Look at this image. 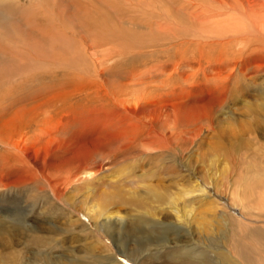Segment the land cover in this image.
I'll return each mask as SVG.
<instances>
[{
	"label": "rangeland",
	"instance_id": "374dc122",
	"mask_svg": "<svg viewBox=\"0 0 264 264\" xmlns=\"http://www.w3.org/2000/svg\"><path fill=\"white\" fill-rule=\"evenodd\" d=\"M249 3L0 0V219L15 259L264 264V0ZM151 217L169 239L138 253L131 226Z\"/></svg>",
	"mask_w": 264,
	"mask_h": 264
},
{
	"label": "bare ground",
	"instance_id": "6f19581e",
	"mask_svg": "<svg viewBox=\"0 0 264 264\" xmlns=\"http://www.w3.org/2000/svg\"><path fill=\"white\" fill-rule=\"evenodd\" d=\"M244 1V0H243ZM248 2V1H247ZM254 2V1H253ZM250 3H251V0H250ZM250 3H249V5H250ZM245 5V4H244ZM251 6V5H250ZM250 6H248V7H250ZM246 9V8H245ZM104 11V10H103ZM99 14H101V13H99ZM252 14V13H251ZM102 15V14H101ZM254 15V14H253ZM122 16V15H121ZM102 17H104V16H102ZM198 18V17H197ZM95 19V18H94ZM106 21V20H105ZM103 22V21H102ZM107 22V21H106ZM95 23L96 24H101V22H100V20H96L95 21ZM166 23V22H165ZM154 25V24H153ZM158 25V24H157ZM164 25V24H163ZM154 27V26H153ZM155 28V27H154ZM124 31V30H123ZM122 31V32H123ZM169 31V30H168ZM173 31V30H172ZM174 32V31H173ZM153 35V34H152ZM157 35V34H156ZM155 35V36H156ZM107 36V35H106ZM128 37V36H127ZM144 45V44H143ZM77 65V64H76ZM73 66V65H72ZM98 68V67H97ZM98 70V69H97ZM1 74V73H0ZM99 74V73H98ZM115 74V73H114ZM59 76V75H58ZM132 79V78H131ZM25 82V81H24ZM30 83V82H29ZM26 84H28V83H26ZM149 84V83H148ZM29 85V84H28ZM105 95V94H104ZM112 95V94H111ZM67 96V95H66ZM220 97V96H219ZM168 99V98H167ZM124 100V99H123ZM98 101V100H97ZM121 101V100H120ZM119 101V102H120ZM126 101V100H125ZM20 102V101H19ZM166 102V101H165ZM169 102V101H168ZM113 103V102H112ZM163 103V102H162ZM100 104V103H99ZM166 104H168V103H166ZM17 105V104H16ZM18 105H20V104H18ZM166 106V105H165ZM155 107V106H154ZM161 107V106H160ZM196 107V106H195ZM117 108V107H116ZM125 108V107H124ZM170 108V107H169ZM169 108H163V109H160V111H159V113L162 115V116H167V113H169L168 112V109ZM2 109V108H1ZM154 109V108H153ZM155 109H157V108H155ZM190 109V108H189ZM194 109V108H193ZM43 110V109H42ZM84 110V109H83ZM172 110V108H170V111ZM195 111V110H194ZM172 113H173V111H171ZM170 112V113H171ZM15 113V112H14ZM13 113V114H14ZM157 112H155V114H156ZM177 115H179L177 112H175ZM185 113H187L186 115H188L189 113L188 112H185L184 111V114ZM198 113V112H197ZM194 114H196V112L194 113ZM79 115V114H78ZM154 115V114H153ZM173 115V114H172ZM201 115V114H200ZM188 116H190V115H188ZM198 116V115H197ZM160 117L161 116H159L158 118L160 119ZM26 118V117H25ZM129 118V117H128ZM168 118V117H167ZM114 119V118H113ZM155 119V118H154ZM159 119H157V120H159ZM170 119V118H169ZM97 120V119H96ZM161 120H162V118H161ZM164 120V119H163ZM171 120V119H170ZM191 120V119H190ZM118 121V120H117ZM120 121V120H119ZM156 121V120H155ZM169 121V120H168ZM26 122V121H25ZM92 122V121H91ZM115 122V121H114ZM101 124V123H100ZM105 124V123H104ZM170 124V123H169ZM92 127V126H91ZM137 127V126H136ZM122 128H123V126H122ZM122 128H121V130H122ZM93 129V128H92ZM133 132V131H132ZM95 133V132H94ZM93 135V134H92ZM95 136V135H94ZM4 137V136H3ZM195 138V137H194ZM127 139V138H126ZM130 139V138H129ZM164 139V138H163ZM11 140V139H10ZM167 140V139H166ZM2 142V141H1ZM35 144V143H34ZM84 144V143H83ZM80 145V144H79ZM87 145V144H86ZM83 146V145H82ZM82 146H78V148H77V150L74 152L75 154H74V156H71L72 158H70L71 160L73 159V157H77V155H79V153L80 152H84L83 150H82ZM70 149V148H69ZM78 149H80L79 151H78ZM13 150V149H12ZM37 150H39V149H37ZM24 151V150H23ZM26 152V151H25ZM11 153V152H10ZM15 155V154H14ZM32 156V155H31ZM35 156V155H34ZM36 157V156H35ZM79 159V158H78ZM35 160V159H34ZM51 160V159H50ZM50 162V161H49ZM20 163V162H19ZM24 163V162H23ZM14 165V164H13ZM17 165V164H16ZM54 165V164H53ZM66 165V164H65ZM100 165V164H99ZM48 166V165H47ZM12 167V166H11ZM42 167V166H41ZM50 167V166H49ZM45 168V167H44ZM54 168V167H53ZM70 168V167H69ZM90 168V167H89ZM57 169H58V167H57ZM14 170V169H13ZM78 170V169H77ZM16 171V170H15ZM52 171V170H51ZM89 171V170H88ZM88 171H86V172H88ZM92 172V171H91ZM87 174V173H86ZM89 174V173H88ZM78 177V176H77ZM22 179V178H21ZM13 180V179H12ZM89 180V179H88ZM86 183V182H85ZM107 183V182H106ZM149 186V185H148ZM147 189V188H146ZM155 189V188H154ZM197 190V189H196ZM115 191V190H114ZM113 191V192H114ZM120 191V190H119ZM191 191V190H190ZM112 192V194H114ZM121 192V191H120ZM119 192V193H120ZM160 192V191H159ZM198 192V191H197ZM111 193V192H110ZM116 194V193H115ZM115 194H114V196H115ZM121 194V193H120ZM195 194V193H194ZM162 195H163V193H162ZM110 196H112V195H110ZM113 196V197H114ZM148 196V195H147ZM109 197V196H108ZM160 197V196H159ZM109 198H111V197H109ZM158 198V197H157ZM176 198V197H175ZM113 200H114V198H112ZM174 199V198H173ZM161 200V199H160ZM172 200V199H171ZM175 200V199H174ZM110 201H112L111 199H110ZM173 201V200H172ZM108 202V201H107ZM114 203V202H113ZM172 203V202H171ZM174 203H176V201H174ZM95 206H97V205H95ZM7 209H9V208H7ZM7 209H2L1 208V211H3L2 213H4L5 215H6V213L5 212H9ZM97 210V209H96ZM95 210V211H96ZM175 211V213H176V219H177V221L180 223V224H176V226H178V225H182L183 226V223H181V222H183V221H186L187 223H188V217H187V214L185 213V212H181L180 210H178V209H175L174 210ZM188 211V210H187ZM11 212V211H10ZM97 212V211H96ZM95 212V213H96ZM99 212H100V210H99ZM101 212H103V211H101ZM116 213V212H115ZM100 214H102V213H100ZM8 215V214H7ZM97 215H98V213H97ZM114 215V214H113ZM117 215V214H116ZM115 216V215H114ZM120 218H119V220L120 221H123V217H121V216H119ZM157 217V216H156ZM113 218V217H112ZM116 218V217H115ZM117 219V218H116ZM136 221H134V223H133V225L131 226V229L132 230H136L137 232H139L140 234H142L143 236H140V240L141 241H136V246H137V252L138 253H140V251L141 250H143V249H145V248H147V247H150L151 246V243H154L157 239H158V241H162V242H165V241H167L168 239H169V237L168 236H166V235H162V233H163V231H161L160 230V228L158 227V226H163V227H165V224H164V222L163 221H161L159 218H154V217H151V218H138V219H135ZM104 221H105V223H104ZM109 220H105V219H103V225H104V227L106 228L105 229V231L109 234V238H112L113 236L115 237V235H117L118 233L116 232V231H114V228L112 227V225H111V223L109 224V225H107V222H108ZM115 222V221H114ZM113 222V223H114ZM144 223V224H147V225H150V227L147 229L146 227H141V226H139L140 225V223ZM54 227H51V230H54L53 229ZM181 228V227H180ZM100 229V228H99ZM101 230V229H100ZM99 231V230H98ZM51 233H52V231H51ZM218 234V233H217ZM13 236H14V231H13V229H11V225H9V224H7L6 222H3V221H1V219H0V252H2V254H5V257L3 258V259H1V260H3V261H1V263L0 264H21V261H18L17 259H15V256H14V254H13V252L11 251V248L10 249H8L9 247H12L11 246V243H12V240H13ZM121 236H122V238H123V234H121ZM118 241H119V243H121L122 244V248H124L123 247V241L120 239V237H119V235L117 236V238H116ZM51 241V242H50ZM55 241V238L52 236L51 237V240H50V237H47V240H46V243L44 244V240L43 241H41V242H39L38 244L40 245V246H49L50 244H52L53 242ZM57 241V240H56ZM106 241H109V239L108 240H106ZM110 243V242H109ZM88 244V243H87ZM120 244V245H121ZM51 246V245H50ZM44 247V248H45ZM87 249H88V247H86ZM149 250V249H148ZM193 250V249H192ZM124 252L126 253V255H127V259L128 260H130V258L133 256L134 258H135V253L134 252H132V251H130L128 248H126V251L124 250ZM202 251H200L199 253H201ZM191 253V252H190ZM203 253V252H202ZM224 254H222L223 256H226V257H229V255H228V253H226V252H223ZM1 254V255H2ZM230 254V253H229ZM98 257H99V259H98V261L99 262H103L102 261V259H101V257L99 256V255H97ZM232 256V255H231ZM89 257V256H88ZM233 257V256H232ZM114 258H116L115 256H114ZM230 258V257H229ZM41 259V261L38 263V264H54L50 259H48V258H40ZM136 259V258H135ZM232 259V258H231ZM231 259H229V262H230V264H233V260L231 261ZM74 260H76L75 258H74ZM5 261V262H4ZM14 262V263H11V262ZM71 261V260H70ZM78 261V260H77ZM119 261H117L116 263L117 264H119L118 263ZM90 262L89 261H84L83 259L82 260H80V262L78 261V264H89ZM264 263V262H263ZM71 264V263H70ZM120 264H122L121 262H120ZM237 264V263H236Z\"/></svg>",
	"mask_w": 264,
	"mask_h": 264
}]
</instances>
